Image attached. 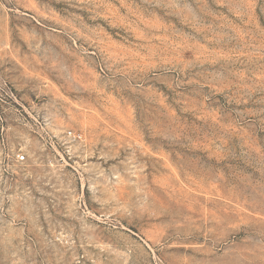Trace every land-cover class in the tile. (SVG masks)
<instances>
[{
  "label": "rangeland",
  "instance_id": "rangeland-1",
  "mask_svg": "<svg viewBox=\"0 0 264 264\" xmlns=\"http://www.w3.org/2000/svg\"><path fill=\"white\" fill-rule=\"evenodd\" d=\"M0 264H264V0H0Z\"/></svg>",
  "mask_w": 264,
  "mask_h": 264
},
{
  "label": "built area",
  "instance_id": "built-area-1",
  "mask_svg": "<svg viewBox=\"0 0 264 264\" xmlns=\"http://www.w3.org/2000/svg\"><path fill=\"white\" fill-rule=\"evenodd\" d=\"M16 159L18 162H21L25 160V157L23 155H17Z\"/></svg>",
  "mask_w": 264,
  "mask_h": 264
}]
</instances>
